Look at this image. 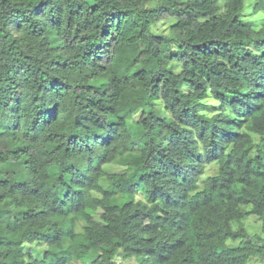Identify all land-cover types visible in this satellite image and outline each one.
Instances as JSON below:
<instances>
[{
  "label": "trees",
  "instance_id": "16d2710c",
  "mask_svg": "<svg viewBox=\"0 0 264 264\" xmlns=\"http://www.w3.org/2000/svg\"><path fill=\"white\" fill-rule=\"evenodd\" d=\"M245 8L0 0V264L264 259V17Z\"/></svg>",
  "mask_w": 264,
  "mask_h": 264
},
{
  "label": "rangeland",
  "instance_id": "374dc122",
  "mask_svg": "<svg viewBox=\"0 0 264 264\" xmlns=\"http://www.w3.org/2000/svg\"><path fill=\"white\" fill-rule=\"evenodd\" d=\"M220 3L223 4L224 0H220ZM246 8L244 12V17L246 21L251 22L256 29H259L262 22H263V14L261 12H255L254 10V0H245ZM169 24L170 22H160L156 24L153 28L154 31L158 33H169ZM105 170L109 173H123L126 171V166L119 164V163H109L105 165ZM216 166L212 167V172H215ZM246 211H249L251 205H247L243 207ZM101 214L102 210L98 209L95 213L96 221H101ZM262 225L263 222L260 220L256 215L249 214L246 219L244 220V226L246 230L250 233L253 237V241L257 242L259 236H262ZM234 228H238V223H233ZM245 238H237L234 240H229V244L238 245L244 241ZM26 249L35 250L37 254H41L43 251L41 247H35V245H27ZM117 261H121L122 257L118 256L116 258ZM130 264H139L136 259H131L128 261ZM75 263V262H74ZM77 264H89L87 261H77ZM247 264H264V259L259 254L253 255Z\"/></svg>",
  "mask_w": 264,
  "mask_h": 264
}]
</instances>
